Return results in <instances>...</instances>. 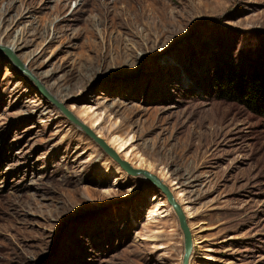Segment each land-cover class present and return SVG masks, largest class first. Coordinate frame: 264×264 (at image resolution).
I'll return each instance as SVG.
<instances>
[{
	"label": "rangeland",
	"instance_id": "rangeland-1",
	"mask_svg": "<svg viewBox=\"0 0 264 264\" xmlns=\"http://www.w3.org/2000/svg\"><path fill=\"white\" fill-rule=\"evenodd\" d=\"M17 50L12 52L11 46ZM0 264H264V0H0ZM229 73V72H228Z\"/></svg>",
	"mask_w": 264,
	"mask_h": 264
},
{
	"label": "water",
	"instance_id": "water-1",
	"mask_svg": "<svg viewBox=\"0 0 264 264\" xmlns=\"http://www.w3.org/2000/svg\"><path fill=\"white\" fill-rule=\"evenodd\" d=\"M0 51L4 52L5 55L11 59L12 63L18 69H20L23 73L27 74L30 77V79L37 86L41 94L51 99L50 96L47 94V92L44 90V88L28 73V71L23 67L22 63L12 54V52L8 48L4 46H0ZM57 107L70 122H72L74 125L80 128L86 134V136L91 138L105 153H107L115 162H117V164L120 166V168L123 171H125L127 174L132 176H140V177L142 176V179L147 180L148 182L153 184L158 190H160V192L165 196L168 204L172 207L173 211L177 216L179 228L183 235L182 264H188L192 249V238H191L190 230L186 223V218L184 216V213L182 212V209L174 200L169 189L155 175L143 169L133 168L132 166H130L128 162L120 159L118 155L106 144V142L102 138L97 136L87 126H85L83 123L78 121L69 111L64 109L62 106L57 105Z\"/></svg>",
	"mask_w": 264,
	"mask_h": 264
},
{
	"label": "trees",
	"instance_id": "trees-1",
	"mask_svg": "<svg viewBox=\"0 0 264 264\" xmlns=\"http://www.w3.org/2000/svg\"><path fill=\"white\" fill-rule=\"evenodd\" d=\"M229 72V73H228ZM217 93L226 100L238 102L253 113L264 117V73H219L215 79Z\"/></svg>",
	"mask_w": 264,
	"mask_h": 264
},
{
	"label": "bare ground",
	"instance_id": "bare-ground-1",
	"mask_svg": "<svg viewBox=\"0 0 264 264\" xmlns=\"http://www.w3.org/2000/svg\"><path fill=\"white\" fill-rule=\"evenodd\" d=\"M10 50L12 51V52H15L16 50H17V47L14 45V46H11L10 47ZM24 68H25V64H24V66H23ZM142 177V176H141ZM193 243H192V248H193ZM191 252H192V249H191ZM190 255H191V253H190Z\"/></svg>",
	"mask_w": 264,
	"mask_h": 264
}]
</instances>
